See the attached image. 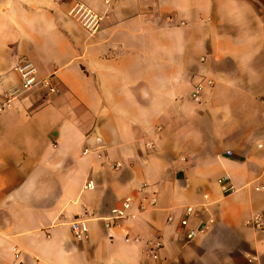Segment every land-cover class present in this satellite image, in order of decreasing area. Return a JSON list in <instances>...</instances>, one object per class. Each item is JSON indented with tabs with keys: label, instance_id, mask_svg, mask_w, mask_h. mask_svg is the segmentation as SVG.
Here are the masks:
<instances>
[{
	"label": "crops",
	"instance_id": "crops-1",
	"mask_svg": "<svg viewBox=\"0 0 264 264\" xmlns=\"http://www.w3.org/2000/svg\"><path fill=\"white\" fill-rule=\"evenodd\" d=\"M76 2L102 17L96 32L69 15ZM22 58L61 90L0 114V264H264V225L246 224L264 220V0H0V97ZM202 78L214 86L197 103ZM143 183L157 207L106 227ZM188 205L215 218L193 239Z\"/></svg>",
	"mask_w": 264,
	"mask_h": 264
},
{
	"label": "built area",
	"instance_id": "built-area-1",
	"mask_svg": "<svg viewBox=\"0 0 264 264\" xmlns=\"http://www.w3.org/2000/svg\"><path fill=\"white\" fill-rule=\"evenodd\" d=\"M109 2L111 0H105ZM69 15L78 21L90 32L94 33L100 28L102 17L95 13L88 6L76 2L70 9ZM17 70L21 76L20 87H14L6 92L0 97V114L10 108L15 104V100L18 99L19 95L25 91L31 90L37 86H40L44 92L48 94H56L60 92V82L55 74H50L48 76L40 78L38 75V69L36 65L29 59L22 58L18 65ZM214 86V81L211 78H202L194 84L193 91L191 94L192 99L201 103L203 100L204 92ZM264 103V99L262 100ZM149 148L154 147L152 142L147 143ZM104 145H100L97 150H102ZM86 149V153L89 152ZM101 152H99V155ZM231 154V152H229ZM112 169H120L122 167V162H115L110 164ZM218 183L222 186L225 194H230L235 190V186L231 183L230 178L226 175L218 179ZM96 184L94 180H88L83 188L84 189H94ZM148 187L147 183H143L139 189L140 197L136 198L134 196H127L124 198L122 203L118 206L113 207L109 214L104 217L105 225L108 228H115L121 226L124 222H132L136 220L140 213L157 207L159 202V197L156 192L152 194H146V189ZM194 218L197 220V225H193L192 221ZM168 222H173L174 217L172 215L168 216ZM89 222L90 217L83 214L77 216L71 222V229L73 236L78 241H84L89 237ZM179 223L182 227L186 228V237L188 239H193L199 235L206 234L212 226L215 224V218L212 215H204L199 209L194 205H188L185 207L183 215L180 217ZM246 224L254 229H261L264 225L263 216L261 214H255L246 221ZM129 235L126 236V240L130 241ZM140 238H134L138 241ZM146 246L149 248L151 254L157 257L156 251L162 246V242L159 238L153 240H146ZM252 259H250L251 261Z\"/></svg>",
	"mask_w": 264,
	"mask_h": 264
}]
</instances>
